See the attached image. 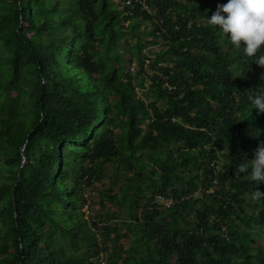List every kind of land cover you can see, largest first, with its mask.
Here are the masks:
<instances>
[{
    "label": "trees",
    "instance_id": "trees-1",
    "mask_svg": "<svg viewBox=\"0 0 264 264\" xmlns=\"http://www.w3.org/2000/svg\"><path fill=\"white\" fill-rule=\"evenodd\" d=\"M224 2L0 0V264H264V182L237 171L264 46L207 24ZM107 163L120 221L86 215Z\"/></svg>",
    "mask_w": 264,
    "mask_h": 264
},
{
    "label": "clouds",
    "instance_id": "clouds-1",
    "mask_svg": "<svg viewBox=\"0 0 264 264\" xmlns=\"http://www.w3.org/2000/svg\"><path fill=\"white\" fill-rule=\"evenodd\" d=\"M207 24L218 29L222 37L226 36L232 46L242 49L244 55L254 57L264 46V0H225L207 16ZM254 61L264 67V56ZM249 101L257 114L264 112V93L251 95ZM237 171L247 173L256 185L264 182V143L256 147L245 166Z\"/></svg>",
    "mask_w": 264,
    "mask_h": 264
},
{
    "label": "rangeland",
    "instance_id": "rangeland-1",
    "mask_svg": "<svg viewBox=\"0 0 264 264\" xmlns=\"http://www.w3.org/2000/svg\"><path fill=\"white\" fill-rule=\"evenodd\" d=\"M156 45H151L146 47L144 50L148 52L156 49ZM119 50L124 52V65L125 68H128L131 73H135L137 68V62L133 61L129 63V53H127L125 46L120 45ZM148 82V80H147ZM137 94L140 97H143L142 91L137 90ZM103 178L100 182L95 184L94 188L87 189V197L89 199V206H90V212H88L86 215H94L96 213L100 214L105 212L103 209L106 208L109 213H117L119 214V218H114V221H120L124 219L122 208L115 205L114 203H111L106 198H104L102 191L108 188H112L114 192H118L119 186L123 184L124 177L122 174L115 175V164L114 163H107L104 165L103 168ZM97 186V187H96ZM99 186V187H98ZM103 204V205H102ZM104 214V213H103ZM106 215V214H105ZM119 242L124 246L127 247L129 244L128 238H121Z\"/></svg>",
    "mask_w": 264,
    "mask_h": 264
},
{
    "label": "built area",
    "instance_id": "built-area-1",
    "mask_svg": "<svg viewBox=\"0 0 264 264\" xmlns=\"http://www.w3.org/2000/svg\"><path fill=\"white\" fill-rule=\"evenodd\" d=\"M156 199H158L160 202H162L165 207H168L171 204V198H163L160 195H156ZM85 212L87 213L88 211L85 210Z\"/></svg>",
    "mask_w": 264,
    "mask_h": 264
},
{
    "label": "water",
    "instance_id": "water-1",
    "mask_svg": "<svg viewBox=\"0 0 264 264\" xmlns=\"http://www.w3.org/2000/svg\"><path fill=\"white\" fill-rule=\"evenodd\" d=\"M13 196V195H12ZM13 198V197H12Z\"/></svg>",
    "mask_w": 264,
    "mask_h": 264
}]
</instances>
